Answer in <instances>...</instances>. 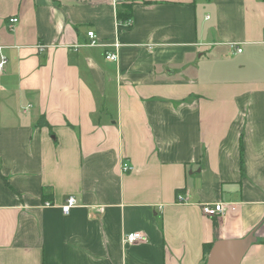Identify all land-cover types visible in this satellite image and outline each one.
Wrapping results in <instances>:
<instances>
[{
    "label": "crops",
    "instance_id": "1",
    "mask_svg": "<svg viewBox=\"0 0 264 264\" xmlns=\"http://www.w3.org/2000/svg\"><path fill=\"white\" fill-rule=\"evenodd\" d=\"M117 1L0 0V264H264V0Z\"/></svg>",
    "mask_w": 264,
    "mask_h": 264
},
{
    "label": "built area",
    "instance_id": "2",
    "mask_svg": "<svg viewBox=\"0 0 264 264\" xmlns=\"http://www.w3.org/2000/svg\"><path fill=\"white\" fill-rule=\"evenodd\" d=\"M128 2H138L141 0H127ZM19 22L17 17H12L9 20V30L11 32H13L15 30V26L16 24ZM127 25H131V20H129L127 23ZM88 37L90 38V42L88 43V46L91 47H95L98 46V43L96 41V35L94 32H89L88 33ZM119 45L115 44L112 46V50L113 51H108L106 53V60L110 61V62H117L118 61V54L116 52V50L118 49ZM233 47L235 48L236 46L233 45ZM237 48V47H236ZM1 47H0V74H2L5 71L6 65H7V59L5 56H3L1 54ZM238 52H242L241 49L237 48ZM122 170L124 172H132L133 168L131 165H129L126 162H123L122 164ZM179 201H182L183 199H181L180 196H178ZM77 205V201L75 199V197H68L66 199L65 204L61 207L62 211L64 214H69L71 209H73L74 207H76ZM45 206H51L50 203H46ZM226 209L227 207L224 205V203H216V204H207V205H203L201 207L202 213H204L206 216H212V217H217V216H222L224 214H226ZM146 240V235L142 232H132V233H128L124 236V243L125 244H129V245H133L137 242H143Z\"/></svg>",
    "mask_w": 264,
    "mask_h": 264
},
{
    "label": "water",
    "instance_id": "3",
    "mask_svg": "<svg viewBox=\"0 0 264 264\" xmlns=\"http://www.w3.org/2000/svg\"><path fill=\"white\" fill-rule=\"evenodd\" d=\"M255 230L237 240L218 241L210 250L207 264H240L244 255L256 243Z\"/></svg>",
    "mask_w": 264,
    "mask_h": 264
},
{
    "label": "trees",
    "instance_id": "4",
    "mask_svg": "<svg viewBox=\"0 0 264 264\" xmlns=\"http://www.w3.org/2000/svg\"><path fill=\"white\" fill-rule=\"evenodd\" d=\"M133 5V2H128L127 0H118L117 1V19L119 22L125 21L130 15V6ZM38 126H49L46 119L41 117L38 121ZM51 128V126H49ZM242 146V145H241ZM179 192V191H178ZM177 192V193H178ZM213 244H208L204 246V263L208 261V255L212 249Z\"/></svg>",
    "mask_w": 264,
    "mask_h": 264
}]
</instances>
